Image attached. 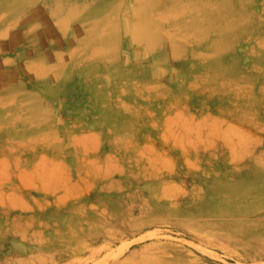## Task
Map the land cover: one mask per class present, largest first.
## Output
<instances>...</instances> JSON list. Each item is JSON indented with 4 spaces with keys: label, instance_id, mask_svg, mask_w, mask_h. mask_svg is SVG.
<instances>
[{
    "label": "rangeland",
    "instance_id": "374dc122",
    "mask_svg": "<svg viewBox=\"0 0 264 264\" xmlns=\"http://www.w3.org/2000/svg\"><path fill=\"white\" fill-rule=\"evenodd\" d=\"M67 1L0 0V264H264V0L221 55L189 38L155 66L121 33L87 85Z\"/></svg>",
    "mask_w": 264,
    "mask_h": 264
},
{
    "label": "bare ground",
    "instance_id": "6f19581e",
    "mask_svg": "<svg viewBox=\"0 0 264 264\" xmlns=\"http://www.w3.org/2000/svg\"><path fill=\"white\" fill-rule=\"evenodd\" d=\"M79 1L80 0H68L66 4L74 5L75 8L72 9L71 11L72 14H74V17L77 21L79 19L80 25L82 24L86 26L85 35H87L88 37L87 39L88 43L97 45L100 48L99 49L100 51H94V52L91 51L87 57L88 62H85L83 59V54L80 52V48L83 44V40H81L80 42L77 41V43L75 42L78 38L79 33H81L80 32L81 27L78 24V22L77 24L76 23L74 24L72 33L73 35H75L74 36L75 41H73L74 42L73 45L75 46V51L73 52V56L71 59V65H72V70L76 73V75L78 77L82 76V78H79L81 79L80 81L86 85H87L86 83L87 79L88 81L89 80L92 81L96 77H98L100 80L104 82L105 78L109 76L108 74L110 71L109 69L106 68V64H107L106 62H108V66H112L111 68L114 69L116 64H115V60L112 55H113V52H115L116 47L114 46L116 45L115 44L116 39L118 38V35H120L121 33L122 35H124V33L127 34L129 36V39L133 43H138L141 45L143 44L144 45L143 53H145L149 57L153 56L151 59V63H153L155 66L156 64L157 66H159L160 64H163L167 61L168 51H172L174 56L177 58V62H179L178 61L180 60L178 59L180 58V54H179L180 48L179 47L181 46V43H187L190 39L195 40L192 42H195V44L199 46L205 44L206 42L207 43L209 42L210 43L209 47L213 49L214 56L219 55V54L221 55L225 51V47L222 45V43L228 40L226 36L233 35L234 31L239 33L240 30H242L243 27L245 26L244 25L243 27H241V21L234 19V15L236 16L237 11H240L241 13L242 10L245 8L244 4L242 3V0H231L230 2L232 3H228V4H226L228 0H128V1L127 0H87L83 3H80ZM86 9H90L91 11L87 15L84 14V11ZM2 21L3 20H1V22ZM27 22H29V20H27ZM25 28H24L25 34L23 37H21L23 38L22 42L27 47V50L29 52V54L28 52L27 54L30 55V53H32L33 55V53H36L37 51L42 49V47L44 46V42H45L43 38L44 37L46 38V36L48 35H37V37L35 35L34 37L32 36V32H31L32 30H31L30 25L28 24L27 27ZM209 35H213L212 38H210ZM52 44H53V41H52ZM7 46L9 48H15L14 40L7 41ZM221 47L224 48L223 51ZM45 51L47 52V50ZM120 51H122V49H120ZM21 55H22L21 52L16 51L17 58L21 57ZM44 57H46V55H44ZM44 60H47V59L44 58ZM46 71L47 69L44 70V73H41V75L39 76L40 78L38 77L39 82L43 83V81L47 77V74H45ZM98 73H100V75ZM157 73L159 74V72ZM178 75L179 74H177V77ZM237 77L238 76H229V73L223 71V72H219L218 77H215L214 81H217V80H222V82L232 81L236 79ZM211 81H212V78L210 79L209 82ZM91 86H93V82L91 83ZM101 86L103 87L106 85L105 84L102 85V82H101ZM150 88L153 89V87H149V89ZM99 96L101 97V95ZM38 98L39 97L37 96V99ZM29 99H36V97H30ZM103 99L105 100L106 98L103 97ZM100 109L98 108V110ZM252 207H256V206H252ZM248 223L251 224L250 221ZM124 228L126 229V227ZM130 228H132V226ZM128 232L130 231L128 230ZM136 261L139 262V260H136ZM131 262H134V261H131ZM44 263L45 262H43L42 264Z\"/></svg>",
    "mask_w": 264,
    "mask_h": 264
}]
</instances>
